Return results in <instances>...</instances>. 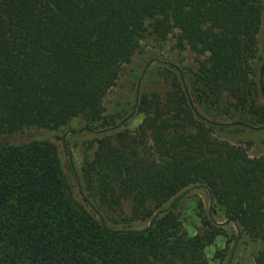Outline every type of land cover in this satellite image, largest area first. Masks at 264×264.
<instances>
[{
    "label": "trees",
    "instance_id": "obj_1",
    "mask_svg": "<svg viewBox=\"0 0 264 264\" xmlns=\"http://www.w3.org/2000/svg\"><path fill=\"white\" fill-rule=\"evenodd\" d=\"M260 15L261 0H0V264H204V237H188L172 211L196 187L237 237L260 243L253 262L264 264V155L216 136L251 127L231 109L264 128L251 71ZM146 27L177 31L200 59L194 72L173 66L162 97L136 94L128 118L142 120L127 132L104 120L102 100ZM74 118L99 135L82 181L146 227H108L65 195L52 145L13 141Z\"/></svg>",
    "mask_w": 264,
    "mask_h": 264
},
{
    "label": "rangeland",
    "instance_id": "obj_2",
    "mask_svg": "<svg viewBox=\"0 0 264 264\" xmlns=\"http://www.w3.org/2000/svg\"><path fill=\"white\" fill-rule=\"evenodd\" d=\"M176 34L177 31L173 30L159 38L146 27L136 52L130 61L122 66L115 85L103 97L105 121L119 124L123 120L124 129L133 132L142 120V115L137 112L128 118L134 107L136 94H156L162 97L171 89L173 66L184 71L196 70L197 60L200 58L187 46L178 45ZM251 71L253 78L256 80L258 77L260 80L258 88L264 94V0H261L256 54L251 62ZM256 100L261 104L259 97ZM225 104L232 106L233 102L223 96L220 102L222 110L227 108ZM234 112L232 109L229 110L232 119L242 120L250 124L247 125L248 127H255L253 125L255 123L251 122L253 119L247 118L245 113ZM222 113L224 114V111ZM225 116L220 113L218 119L225 122L227 120ZM83 126L80 118H74L58 131L31 129L16 136L13 141L17 144L37 140L52 145L65 195L74 203L84 207L93 217L102 219L108 227L112 229L146 227L147 221L129 219L128 203L122 204L119 208L101 205L92 195V186L82 181L81 170L91 160L95 140L99 138V135L83 129ZM251 127L242 126L229 131H218L216 136L229 144L240 145L251 157L262 156L264 128ZM83 197L87 203L83 201ZM172 211L180 222L181 230L188 237L196 235L204 237V264H254L253 258L261 248L260 243L246 236L237 237V230L232 223L226 221L222 207L211 200L203 188L190 189Z\"/></svg>",
    "mask_w": 264,
    "mask_h": 264
}]
</instances>
